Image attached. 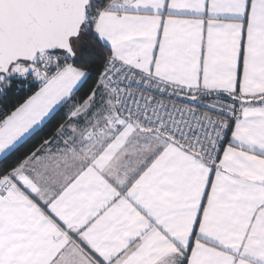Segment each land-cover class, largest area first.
<instances>
[{"label":"snow or ice","instance_id":"snow-or-ice-1","mask_svg":"<svg viewBox=\"0 0 264 264\" xmlns=\"http://www.w3.org/2000/svg\"><path fill=\"white\" fill-rule=\"evenodd\" d=\"M0 264H264V0H0Z\"/></svg>","mask_w":264,"mask_h":264}]
</instances>
